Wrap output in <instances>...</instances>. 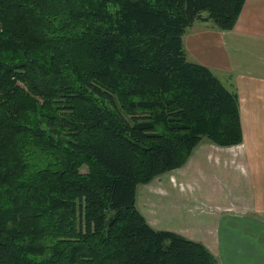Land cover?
I'll list each match as a JSON object with an SVG mask.
<instances>
[{
  "label": "trees",
  "instance_id": "trees-1",
  "mask_svg": "<svg viewBox=\"0 0 264 264\" xmlns=\"http://www.w3.org/2000/svg\"><path fill=\"white\" fill-rule=\"evenodd\" d=\"M244 1L0 0V264H220L136 192L242 142L237 94L182 38Z\"/></svg>",
  "mask_w": 264,
  "mask_h": 264
},
{
  "label": "crops",
  "instance_id": "crops-1",
  "mask_svg": "<svg viewBox=\"0 0 264 264\" xmlns=\"http://www.w3.org/2000/svg\"><path fill=\"white\" fill-rule=\"evenodd\" d=\"M182 39L187 60L208 68L229 91L237 94L243 142L230 148L199 144L187 163L177 170L185 171L191 158L204 146L222 151L215 156L232 183L224 196V210L230 209L231 213L238 212L240 217L245 215L255 223L264 225V0H245L230 31H221L209 22L198 20L185 31ZM235 155H238L236 161ZM233 188L236 191L233 192ZM219 194L215 188L208 196ZM136 206L139 209L137 197ZM215 210L219 212L216 206ZM141 214L144 217L145 214ZM221 218V215L213 218L207 239L192 241L203 244L220 264H264V251L257 250L256 245L254 250H250L243 242L255 241L236 234L240 218L235 215H225V220ZM217 219L223 221L224 229H227L222 234V244H236L235 250L226 252L224 256L220 251L219 232L214 237L212 234ZM145 220L153 229L160 230L149 218Z\"/></svg>",
  "mask_w": 264,
  "mask_h": 264
},
{
  "label": "rangeland",
  "instance_id": "rangeland-1",
  "mask_svg": "<svg viewBox=\"0 0 264 264\" xmlns=\"http://www.w3.org/2000/svg\"><path fill=\"white\" fill-rule=\"evenodd\" d=\"M48 17L54 18H48L54 28L59 24L57 20L63 18L55 14ZM37 100L39 104L43 102L41 98ZM203 144L210 143L203 140L200 145ZM218 152L222 153V151H215L211 147L204 146L201 152L191 158L185 171L174 170L157 177L149 184L139 185L137 187L138 210L145 214L146 219L149 218L154 222L155 228L169 230L191 240L207 239L210 232L209 226L216 215H221L222 220H225V215H235L240 218L236 232L239 234L238 237L244 239L248 237L249 240L255 241L250 243L243 240L250 250H254V245H256L257 250L264 251V225L255 223L245 215L240 217L238 212L231 213L230 209L224 210L223 204L226 201L224 196L228 194L232 183L231 177H228L218 164L215 156ZM237 158L238 155H235V161ZM85 171V168H81V173ZM215 188L220 193L219 196L209 197L208 194H211ZM234 191H236L235 188H233ZM215 206L219 212L215 210ZM211 216L214 217L211 218ZM214 222L212 234L214 237L219 232L222 255L224 256L226 252L232 253L235 250V243L222 244V234L227 231L224 229L223 221L217 219ZM251 230L255 231L251 232Z\"/></svg>",
  "mask_w": 264,
  "mask_h": 264
}]
</instances>
